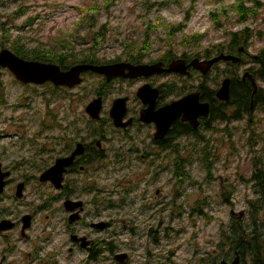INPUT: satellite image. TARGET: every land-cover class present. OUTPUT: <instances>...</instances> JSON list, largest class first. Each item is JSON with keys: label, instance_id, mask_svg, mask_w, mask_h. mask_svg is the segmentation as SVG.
Instances as JSON below:
<instances>
[{"label": "flooded vegetation", "instance_id": "af4514ba", "mask_svg": "<svg viewBox=\"0 0 264 264\" xmlns=\"http://www.w3.org/2000/svg\"><path fill=\"white\" fill-rule=\"evenodd\" d=\"M31 24L32 21H26L23 28L28 29ZM4 46L2 43L1 49H6ZM102 51L100 45L68 44L59 50L65 59L64 69L56 63L47 64H56L63 71L81 65H124L121 75L109 77L87 71L81 75L82 84L72 88L50 82L44 85L19 82L32 92L48 85L58 88L56 93L67 96L72 105L55 114L50 110L52 103L45 101V112L41 116L32 97L19 98L22 109L26 107V111L36 113L38 124L33 134L29 135L26 115L23 119L27 121L25 133L20 134V131L15 134V137L21 136L18 142L11 148H0L2 173L10 174L4 193L7 195L10 192L8 198L13 202L7 207L0 206V225L12 226L10 230L0 231V264H17L12 261L17 242L30 246L24 253L23 261L26 264H61V258H68L69 264H133L134 255L138 253L137 243L142 241H145L140 246L143 254L137 257H142V264H155V254L151 248L160 246L161 228L165 227V231H168L172 211L189 212V217L197 213L200 218L205 206L212 205L210 199L205 202V195L199 188L181 190L190 181L182 183L176 169L181 164V174H186L195 165V160L204 167V161L192 154L201 139L209 141V136L219 130L220 105L228 103L220 100L219 90L224 79L232 78V66L222 69L227 71L225 77L221 76L218 65L206 75L193 68L189 69V76L174 72L153 74L179 61H185L188 65L197 57L162 54L157 58L146 56L140 60L121 53L107 59L101 55ZM240 56L239 63L242 65L238 69L239 78L246 72L250 73L253 60L244 51L240 52ZM254 59L257 60L258 55ZM140 65L158 66L143 75L127 68ZM246 81L251 80L242 79L241 83ZM231 85L232 80L230 93ZM144 90L145 93L140 96V91ZM188 95H198V103L203 107L209 106L208 115L192 121L181 116L163 133L156 121L157 113ZM27 100L29 103L24 104ZM7 104L0 103V107ZM148 109L154 115L151 123L141 120L142 113ZM92 114L98 118H93ZM251 114L255 115V112ZM252 115L248 116L250 141L256 144L259 135L252 128L255 129L253 125L257 120ZM2 131L5 130L0 129V134H3L0 137L9 138V134ZM261 141L264 142L263 136ZM61 161L65 165L57 172L55 181H42L41 175ZM180 184L182 187H175ZM20 187L22 198L19 199L17 191ZM166 187H169L168 191ZM27 191L37 198L38 206L23 207L20 204ZM228 194L230 196L229 191ZM224 203L231 205L228 198H224ZM134 207L141 213L148 211L150 215L144 219L139 214L130 215ZM109 211H118L120 216L109 218ZM26 216L31 218L29 228L24 230ZM155 218L158 220L155 228L159 227V230L151 228L148 233L140 230L141 225ZM115 228H120V232ZM14 236L17 240H13ZM113 249L115 252L111 253ZM236 252H233L232 258L222 260L233 263ZM238 255V264H242L239 252Z\"/></svg>", "mask_w": 264, "mask_h": 264}, {"label": "rangeland", "instance_id": "374dc122", "mask_svg": "<svg viewBox=\"0 0 264 264\" xmlns=\"http://www.w3.org/2000/svg\"><path fill=\"white\" fill-rule=\"evenodd\" d=\"M193 0H0V46L5 44L6 49L12 45L24 46L26 49H34L41 46L47 48L55 47L60 50V45L70 41L75 45H92L93 31L109 24V33L107 39L100 46L103 48L101 55L104 58L112 59L118 54H126L138 50L145 41V32L149 28V23L155 24L158 20L162 25H180L184 22L187 12L191 9ZM264 4V0H259ZM167 2L163 8L158 7L159 4ZM235 0H199L192 11V18L188 24L192 28L193 34H207V39L202 43V47L211 46L226 42V36L222 30L217 27L211 14L215 11H230ZM154 5V6H153ZM97 6L95 11L96 21H92L89 9ZM83 11V13H82ZM86 12V13H85ZM264 12H261L257 19L248 23V27L254 32L261 33L262 37H254L250 44L249 52L252 55L264 49ZM85 14V15H84ZM85 16V17H84ZM234 18V15H231ZM32 21L28 29L23 28L26 21ZM224 29L227 31L238 30V26L234 19L226 20ZM163 26L158 27L156 32H152L153 49L149 56L157 58L159 55L166 54L169 50V42H167V32ZM72 36H69V35ZM184 34H188L186 30L183 34H178L175 39L176 54L182 55L185 49L181 46V39ZM1 50V47H0ZM175 55V54H174ZM127 56H129L127 54ZM148 56V57H149ZM224 65H220V70ZM2 87L7 98V106L0 107L2 117L0 118V129L5 134H9V138L2 139L0 137V148L3 146L10 147L15 145L19 137H15L16 133H25V125L27 121H23L28 115L29 129L28 134L32 135L38 124L36 121V113L26 107H20L19 98L21 96L32 97L37 108L40 109V115L45 112V101L51 100V108L55 114L71 108V100L67 99L64 94L52 93L49 89L38 87L36 92H32L28 86L19 83L8 70H2L1 73ZM258 85L264 88V81H258ZM71 94V92H70ZM28 104V100L23 102ZM257 122L253 125L255 133H260L264 138V115L259 111L255 112L252 117ZM248 118L243 122L230 124L232 137L228 134L218 131L215 135L209 136L216 146L215 155L217 161L213 168L215 180H209L204 167L199 165V161L195 160V165L189 168V172L193 177V181L181 190L199 188L204 195L208 196L205 201L210 199L211 207L204 209L203 215L198 218L197 213H193V217H189V212L172 211V221L165 227L161 228L159 237L160 246H153L152 252L155 254V264H192L196 260L209 256L217 257L219 254V243L224 232L228 231V227L232 224L231 210L236 212L248 211V200L252 198V193L239 180L240 177L249 178L252 174L251 157L254 151L248 143L251 130L248 126ZM19 127H16L13 125ZM22 126V127H20ZM227 126V125H226ZM31 127V128H30ZM220 125L219 129L224 128ZM260 128V129H258ZM246 132V133H245ZM3 134H0V136ZM264 142H260L254 146L255 152L261 149ZM188 146H191L189 141ZM200 144L194 148L193 156H198ZM234 147V149H233ZM257 150V151H256ZM15 151V150H13ZM199 157V156H198ZM200 158V157H199ZM201 159V158H200ZM12 167L11 164H4ZM19 167V166H17ZM196 182V183H194ZM175 180L173 178L174 188ZM232 184L234 192L230 194L229 200L231 205L224 203L223 193H227L226 185ZM198 186V187H197ZM229 189V188H228ZM169 190V187H166ZM10 192L2 195L0 201L1 207H7L13 202L9 200ZM23 201H20L23 207L30 205L38 206L37 198L32 195L31 191H27ZM207 203V202H206ZM224 203V204H223ZM14 204H16L14 202ZM19 206V204H16ZM135 209L130 215H142V219L148 217V211L141 213ZM24 210V208H21ZM175 213V214H174ZM179 213H182L179 214ZM118 211H109L108 217L118 218ZM164 214H162V217ZM247 218V217H245ZM158 220H151L146 225H141L140 230L148 233L149 229L159 230ZM153 226V227H152ZM120 232V228H115ZM224 233V235L222 234ZM130 235H128V239ZM13 240H17L14 236ZM136 244L135 238L132 239ZM126 241V240H125ZM123 241V243H127ZM141 243H137L138 253L134 255L133 264H142L143 250L140 249ZM129 243V242H128ZM135 246V245H134ZM17 250L12 254V261L17 264H26L23 261L24 253L30 248L29 244L17 242ZM49 252H51L49 250ZM218 258V257H217ZM68 258H61V264H69ZM113 263V262H112ZM110 262V264H112ZM220 263V262H219Z\"/></svg>", "mask_w": 264, "mask_h": 264}, {"label": "trees", "instance_id": "16d2710c", "mask_svg": "<svg viewBox=\"0 0 264 264\" xmlns=\"http://www.w3.org/2000/svg\"><path fill=\"white\" fill-rule=\"evenodd\" d=\"M198 1L199 0H193L191 2L192 10H189L187 12L184 22L180 25L163 26L161 21L159 20L155 24L149 23V28L145 32L144 43L139 46L138 50H133V52H128L126 54H128L131 58H138L140 60L144 59L148 54H150L153 49L152 32H156V30H158V27L163 26V29L167 32V42H169V51L166 54L177 55L175 53V39L178 34H183L185 28L192 18V11ZM167 4V2H163L159 4L158 7L163 8ZM97 9L98 7L95 6L87 11L90 13L89 17L92 21H96V17L94 15ZM230 11L231 12L215 11L211 14L214 23L217 24V27L225 34L226 42L202 47V43L208 37L207 34L198 33L194 35H183L181 39V46L185 49V51L182 55H190L191 58L197 57L200 59H211L219 55L220 53L239 56V51L244 49V53H246L253 59L251 61L252 67L249 69L250 73L257 80L264 81V49L258 52L257 60L254 59L256 55H251L249 53L251 41L256 36L261 38L262 34L260 32L256 34L254 30L247 26L250 21L257 19L260 16L261 12H264V4L259 0H235V3L230 8ZM231 15H234V18H231ZM231 19H234L236 24L241 28L234 31L225 30V21ZM91 28L93 31L92 43L95 45L103 44L107 39L109 33V24H104V26L98 30H96L95 27L92 26ZM70 43L71 42L68 41L66 44L60 45V47L68 45ZM4 47L6 48V46ZM10 49L25 60L44 63H56L61 65L64 69L65 59L64 57H62V53H59V50H57L54 46L51 48L41 46L29 50L24 46H18L14 44L10 47ZM224 65L232 66L230 74L232 76L231 80L233 81V85H231L232 88L230 93V101L228 103H221L220 105L219 121L220 124L224 125L225 127L219 129L218 131L228 134V137H232L230 124L243 122L246 118H248V116L252 115L250 109L253 96V87L249 81H246V83L244 82L243 84L241 83L243 78H239L240 74L238 73V69L242 65L241 63L237 65H233L232 63H224ZM217 68L220 69V66L218 65ZM226 73V70H221L220 72L221 76L223 77L227 76ZM2 84L3 83L1 81L0 71V103H6V94H4ZM46 88L49 89L52 93L56 92L58 89L53 88L50 85L46 86ZM253 99L254 110L259 111L262 115H264V88L259 87ZM48 102H51V100L47 99V103ZM247 126L249 130H251L249 121L247 123ZM257 134L259 135V141L262 143V135L260 133ZM250 140L251 134H249L248 143L251 146V150L254 151L253 157H251L252 174L249 178H239L242 185H244L252 193V198H247L248 211L247 215L245 216L247 218H244L243 220L234 218L232 219V224L228 227V231L224 232L225 236H222V239L219 243L220 250L219 254L216 255L218 258H214L212 256H209L207 258L203 257L200 260H196L192 264H218L222 259L227 260L232 258L234 251H238L240 253L242 264H264V143L261 146V149L258 152H255V149L257 148H254V146H257L259 141L256 144H252ZM200 146V151L197 155L201 158L202 161H204L203 165L208 173V179L215 180L216 178L213 174V168L217 161V157L215 155L216 146L214 145L213 140L204 141L203 139L200 140ZM179 156L181 155L179 154ZM215 157L216 159H213ZM180 165L181 164L177 165L176 173L178 174V178L182 181V183L185 180L193 181L191 172L188 171L186 174H181L182 171L179 169ZM175 187H181V184ZM225 187L227 189V193H223L222 190V197L229 199L228 191L230 193H233L234 186L232 184H227ZM205 197L206 199L208 198L207 195ZM205 202H207V200ZM179 214L182 215V213ZM224 233L222 232L223 235ZM114 252V249L111 250V253Z\"/></svg>", "mask_w": 264, "mask_h": 264}, {"label": "water", "instance_id": "95a60500", "mask_svg": "<svg viewBox=\"0 0 264 264\" xmlns=\"http://www.w3.org/2000/svg\"><path fill=\"white\" fill-rule=\"evenodd\" d=\"M243 52V49L240 51ZM232 62L233 64H237L241 61L240 56H234V55H226L224 53L219 54L218 56H215L214 58L210 60H200L198 58L192 60L190 64H186L185 61H179L176 62V65L172 64L170 68L165 70H157L154 73H178L182 76H189L190 72L189 69L193 68L197 71H200L202 74L206 75L214 65L220 63V62ZM117 66H124V65H111V66H76L71 68L68 71H63L60 66L56 64H47L37 61H30L20 58L18 55H16L12 50L9 49H2L0 51V70L1 69H8L15 78L23 83V84H36V85H44L48 82L54 83L57 86H67L69 88H72L74 86H78L82 84V78L81 75L84 72L87 71H93L95 73L106 75V76H119L120 71L123 69L116 70ZM158 65H140L137 67H131L133 72L138 73L139 75L146 74L145 70L154 68ZM137 74V75H138ZM247 78H249L253 87V96L251 100V113H253V97L258 91V85L256 82V79L249 73L246 72L243 75V80L245 81ZM230 84L231 79L226 78L222 81L221 88L219 90V97L220 100L223 102H229L230 100ZM142 95V91H140V96ZM90 109V108H89ZM151 109V108H150ZM146 110L141 115V120L145 123H151L154 121V115L152 114V110ZM162 113V114H161ZM209 113V106L205 105L204 107L198 103V95H188L184 97L182 100L174 103L173 105L163 109L159 113H157V123L159 127H162L161 131L163 133H166L167 129L170 127V125L179 117L184 116V118L187 121L196 120L199 116L206 117ZM160 114V115H159ZM93 115V114H92ZM163 115V116H162ZM93 118H98V116L93 115ZM161 119V120H160ZM116 124H119L117 121ZM195 126V125H194ZM71 161V159H70ZM61 163H64V161H61ZM65 164H62L61 166L56 165L45 171L41 175L42 181H48L52 180L55 181L57 172L62 169V167ZM0 165V196L4 192L5 186H6V179L9 178V173H2ZM17 197L20 199L22 198V188L20 187L17 191ZM231 215L234 217H239L240 219H243L245 216V212H239L236 213L235 210L231 211ZM30 216L24 217V221L27 223L24 225L23 229L27 230L29 228V221ZM4 224L0 225V231H6L12 229V226H3ZM118 255H116L117 259ZM239 261V255L238 252H236V258L234 259V262L231 264H238ZM219 264H229L228 262L222 260Z\"/></svg>", "mask_w": 264, "mask_h": 264}, {"label": "bare ground", "instance_id": "6f19581e", "mask_svg": "<svg viewBox=\"0 0 264 264\" xmlns=\"http://www.w3.org/2000/svg\"><path fill=\"white\" fill-rule=\"evenodd\" d=\"M121 68H124V67H123V66H117L116 70H119V69H121ZM127 68L130 69L131 67H127ZM148 70H149V69H148ZM130 71H132V69H130ZM133 71H134V70H133ZM145 71H147V70H145ZM144 93H145V90L142 91V95H143ZM142 95H141V96H142ZM161 114H162V113H161ZM62 164H63V163L60 162L58 165L61 166ZM230 194H231V193H230ZM3 226H5V225H3Z\"/></svg>", "mask_w": 264, "mask_h": 264}]
</instances>
